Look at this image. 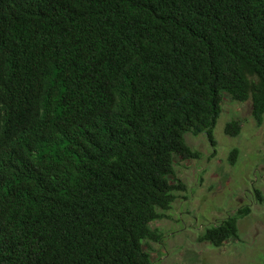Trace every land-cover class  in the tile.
Segmentation results:
<instances>
[{
	"label": "trees",
	"instance_id": "trees-1",
	"mask_svg": "<svg viewBox=\"0 0 264 264\" xmlns=\"http://www.w3.org/2000/svg\"><path fill=\"white\" fill-rule=\"evenodd\" d=\"M224 95L262 125L264 0H0V264H153L185 135L215 144Z\"/></svg>",
	"mask_w": 264,
	"mask_h": 264
},
{
	"label": "rangeland",
	"instance_id": "rangeland-1",
	"mask_svg": "<svg viewBox=\"0 0 264 264\" xmlns=\"http://www.w3.org/2000/svg\"><path fill=\"white\" fill-rule=\"evenodd\" d=\"M232 120L241 124L237 137L225 134ZM215 144L207 135H185L186 143L200 156L175 160L176 177L185 190L177 193L166 217L151 224L162 232L160 243H151L153 264H264V121L257 126L250 102L239 103L223 96L222 112L213 130ZM238 149L235 165L229 162ZM249 206L250 214L238 221V238L217 248L198 242L212 225Z\"/></svg>",
	"mask_w": 264,
	"mask_h": 264
}]
</instances>
